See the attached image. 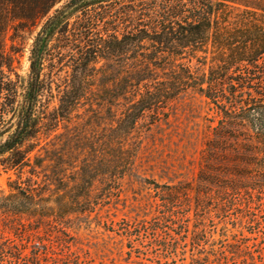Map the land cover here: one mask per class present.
Instances as JSON below:
<instances>
[{
	"label": "rangeland",
	"instance_id": "obj_1",
	"mask_svg": "<svg viewBox=\"0 0 264 264\" xmlns=\"http://www.w3.org/2000/svg\"><path fill=\"white\" fill-rule=\"evenodd\" d=\"M67 1L31 21L9 10L16 17L9 16L2 41L22 79L36 35ZM67 15L72 20L76 10ZM92 85L96 113L85 103L43 136L30 168L7 171L0 164V264H264V182L230 176L242 168L231 160L206 159L204 144L216 124L205 100L181 97L165 118L141 122L111 142L109 108L100 102L106 84ZM233 180L243 190L225 200ZM20 189L32 197H21ZM167 209L183 217L168 223L172 237L161 232Z\"/></svg>",
	"mask_w": 264,
	"mask_h": 264
},
{
	"label": "trees",
	"instance_id": "obj_2",
	"mask_svg": "<svg viewBox=\"0 0 264 264\" xmlns=\"http://www.w3.org/2000/svg\"><path fill=\"white\" fill-rule=\"evenodd\" d=\"M57 1L0 5V164L5 170L30 168L31 155L43 150L42 137L58 131L85 103L96 113L92 101L98 92L92 83L101 79L106 87L100 102L108 105L115 124L108 129L111 142L123 140L141 122L165 118L181 97L198 95L213 113L209 123L216 124L204 144L206 159L231 160L242 168L230 176L264 182V0L98 5L68 0L36 35L24 80L14 72V58L2 41L9 16L16 17L9 10L31 21L45 17ZM71 10L77 14L72 20ZM64 71V85H56ZM54 100L57 106L51 109ZM33 160L39 161L37 155ZM224 189L225 200L243 190L234 180ZM28 190L20 189L21 197H32ZM161 221L162 234L172 237L168 223L183 217L167 209Z\"/></svg>",
	"mask_w": 264,
	"mask_h": 264
}]
</instances>
